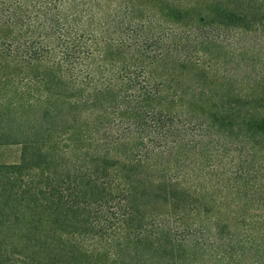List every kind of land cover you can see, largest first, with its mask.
<instances>
[{"label": "trees", "instance_id": "trees-1", "mask_svg": "<svg viewBox=\"0 0 264 264\" xmlns=\"http://www.w3.org/2000/svg\"><path fill=\"white\" fill-rule=\"evenodd\" d=\"M150 3L0 0V123L8 117L0 138L9 140L15 116L38 135L18 142L19 157L0 162V207L27 200L32 217L38 206L56 210L55 223L60 211L93 208L125 225L99 257L76 236L44 230V238H30L39 220L6 235L0 229V264H184L185 245L203 246L195 236L205 222L186 220L196 210L209 215L212 186L203 179L217 171L214 161L241 143L264 149V114L239 109L263 99L214 94L222 70L208 50L226 32L261 23V8L215 1V17L205 10L186 20L185 6L163 13ZM46 152L60 164L45 161ZM246 174L233 169V177ZM233 177L226 187L240 191ZM17 211L20 225L26 212ZM239 217L245 224V213ZM226 221L217 264H264V213L263 225L238 234ZM171 224L192 225L177 236Z\"/></svg>", "mask_w": 264, "mask_h": 264}, {"label": "rangeland", "instance_id": "rangeland-1", "mask_svg": "<svg viewBox=\"0 0 264 264\" xmlns=\"http://www.w3.org/2000/svg\"><path fill=\"white\" fill-rule=\"evenodd\" d=\"M148 0H141L147 2ZM155 4L163 13H168L176 8L184 7V12L181 14L186 20L196 19L200 11L207 14L210 11V4L217 1L222 7H231L236 10L246 11L251 9H260L264 12V0H243V2H235L234 0H150ZM189 6V10L187 9ZM186 10H188L186 12ZM211 13V11H210ZM210 14V18L215 17ZM263 17L262 22L255 25L249 31H234L226 32L221 36V43L218 42L217 46H208V50L215 57L219 64L217 65L221 74H218V87L216 95L230 96L231 94L240 93L247 94L254 99H263L261 104L252 103L250 107H240L242 112L249 110L252 113L264 114V13L260 15ZM165 17V16H162ZM209 18V17H208ZM213 85V84H212ZM256 105L260 107H256ZM7 115L1 118V123L8 124L6 119ZM16 123L7 126L9 140H0V162L11 161L19 157L23 140L35 139L38 135L33 136V129L21 126L22 119L15 116ZM0 123V127H1ZM5 128V126H4ZM33 136V137H32ZM39 144H42L40 141ZM232 147L231 152L225 151L226 155H221V161L217 164V171L209 169L206 173L203 182L211 184V191L205 195L204 201L208 202L209 215L202 217L201 215H193L197 210L191 213V218L186 220V223L194 219L203 220L205 224H201V229L195 236L197 242H202L203 246L199 243H189L185 245L179 254L185 255L184 264H217L218 258L214 255L218 251V245L221 240H227L226 229L222 227V223L230 222L231 229L236 230L238 234L243 227H251L257 229L263 224L261 222V214L264 213V149L261 147H252L248 143H241ZM28 151H32L29 149ZM42 158L46 161H52L53 165L60 164L59 158L47 156L42 153ZM222 163V164H221ZM240 166L247 171L246 176L233 177V169ZM221 169L225 170V174L220 172ZM216 174L220 176L217 179ZM229 177H233V181L240 186V191H233L231 187L228 189L226 183ZM239 177V178H238ZM3 202V201H2ZM11 203H5L0 207V224L2 234L12 232L11 230L21 227L25 228L34 224L38 226V233H30V238H44L43 232L46 230L47 235L51 238L60 237L70 239L76 236L89 246V254L99 257L102 254V248H107L114 244L116 234L120 231L118 228L125 225L114 224L109 218L110 214L106 211L94 210L88 208L86 212L81 210L75 211H60L59 220L55 223L53 218L56 210L49 207L38 206L32 217L26 211L29 210L30 203L26 200L21 202L20 207L10 208ZM27 207V208H26ZM90 209V210H89ZM17 210L26 212V222L18 225L14 221ZM237 213V214H236ZM245 213L246 223L239 224L240 217ZM236 214V215H235ZM210 215L212 217H210ZM58 216V215H57ZM84 216V218H83ZM236 216V217H235ZM209 217V218H208ZM208 218L209 220H207ZM84 221H83V220ZM224 221V222H221ZM256 221V223H255ZM249 222V224H247ZM254 222V223H253ZM217 223V224H214ZM8 224H17L16 226H9ZM53 224H60V231L50 233ZM176 229V235L180 232V227L192 224H171ZM219 229V230H218ZM235 234V235H236ZM36 235V236H35ZM208 236L210 239H208ZM212 239V240H211ZM131 245V243H130ZM219 264H222L220 261Z\"/></svg>", "mask_w": 264, "mask_h": 264}]
</instances>
